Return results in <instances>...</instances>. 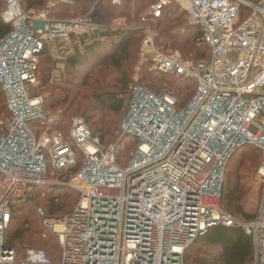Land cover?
I'll list each match as a JSON object with an SVG mask.
<instances>
[{"label":"built area","instance_id":"2783aa9c","mask_svg":"<svg viewBox=\"0 0 264 264\" xmlns=\"http://www.w3.org/2000/svg\"><path fill=\"white\" fill-rule=\"evenodd\" d=\"M147 1L153 19L173 5L184 9L202 29L209 59L192 64L159 53L149 35L143 62L153 63L158 74L195 80L197 90L187 108L178 110L173 95L131 85L121 138L103 148L77 118L67 137L39 133L51 131L57 118L44 112L43 96L32 94L46 49L67 51L83 41L88 46L101 25L90 14L50 18L73 0H52L38 13L26 11L21 0H7L2 20L13 31L0 40V86L11 116L0 120V264H186L191 246L218 228L242 229L253 240L254 264H264V0ZM126 139L139 146L120 167ZM246 148L262 155V204L253 222L238 220L222 206L227 165ZM79 154L81 171L69 183L55 180L77 165ZM52 185H67L81 196L61 218L37 210L43 228L58 238L59 262L43 250H29L19 260L5 243L13 212Z\"/></svg>","mask_w":264,"mask_h":264},{"label":"trees","instance_id":"16d2710c","mask_svg":"<svg viewBox=\"0 0 264 264\" xmlns=\"http://www.w3.org/2000/svg\"><path fill=\"white\" fill-rule=\"evenodd\" d=\"M21 1L26 11L39 12L52 0ZM94 1L73 0L71 5L60 6L53 10L50 18L62 20L73 19L77 16L81 17V15L85 16L80 13V10L85 9L90 2ZM248 1L257 3L260 0ZM6 2L7 0H0V40L8 37L13 31V26L5 24L2 20ZM150 7L151 3L147 0H123L121 6H115L111 1L103 0L95 7V11L91 13L90 18L93 22L100 25L103 23L107 24L111 20V15L126 17L130 13L129 16L133 14L140 21L145 16L149 17ZM179 8L178 5H173L165 11L162 18H148V23L152 24L156 31V46L165 53L178 52L183 59L196 64L208 61L210 51L203 44L202 29L193 26L190 23L188 13ZM173 9L176 10L172 11ZM98 34L96 33L93 36L95 40L88 45L89 47L84 45L83 41V47L77 44L69 47L67 51H58L59 54L64 55L70 48L72 49L71 55L64 61L68 68L76 72L80 71L84 78L83 87L76 86L68 80L53 82L51 73L56 65V59L52 56L49 48L41 56V64L38 70L39 83L35 88H32V94L34 96H43V109L46 114H59L57 121L51 127V132H59L62 121H65L68 115L73 112L84 118L81 120L89 127L92 134L100 139L102 147L106 143V139L116 138L121 128V118L129 110L131 96L129 88L135 73L138 71L140 73L139 83L144 88L155 95L169 93L176 97L178 110L187 108L197 90V82L193 79L178 81L176 77L152 71L150 64H148L149 67L145 66L147 64L140 65L139 51L142 39H136V36H139L140 33L116 32ZM51 80L53 83H50ZM90 80L91 82L88 84ZM83 88L85 90H82ZM96 112L108 113L111 116L113 115V117L102 116L100 120L94 121L97 115L92 116V114ZM0 116L8 119L11 116L1 86ZM35 126L38 128L42 127L38 123ZM68 130L67 132L64 131L66 132L64 133L65 137L69 135ZM124 142H127L129 148L121 151L119 155L118 165L120 167H125L128 161H131L132 153L139 146V142L131 139H126ZM130 148L133 152H130ZM240 154H243L242 158L239 160L235 159ZM82 159L79 154L77 165L66 170L59 177H55V180L64 184L69 183L71 178L81 171L83 166ZM261 160L262 155L259 150L246 148L238 151L227 165L226 173L228 169L231 172L228 177H226L225 173L222 206L226 212L243 222H253L260 211L258 214L255 213L253 215L245 212L244 203L249 191L241 184L240 174L246 164L249 165L247 168L248 172L258 169L261 166ZM233 161L236 162L232 163ZM65 192L73 195H65ZM42 197L46 198L52 207L50 209L51 214L45 212L50 217L55 218H61L73 212L81 198L77 191L68 187L47 186L39 190L32 204L18 206L14 210L13 221L6 233L5 243L8 247L17 251L19 260L25 257L27 249L38 248L37 250L45 251L49 258L57 263L60 259L58 238L53 231L43 228L37 215L38 208H36V204L38 205L39 202L44 201L39 200ZM57 200L59 201L57 202ZM60 202L61 205H59ZM70 206L72 207L70 210L62 213ZM29 213H35L42 230L37 229L32 232L31 222L29 223L26 219L21 222L20 219L24 217V214L28 215ZM185 261L186 264H254L255 249L253 240L239 228L214 229L191 246L186 254Z\"/></svg>","mask_w":264,"mask_h":264},{"label":"rangeland","instance_id":"374dc122","mask_svg":"<svg viewBox=\"0 0 264 264\" xmlns=\"http://www.w3.org/2000/svg\"><path fill=\"white\" fill-rule=\"evenodd\" d=\"M101 1H103V0H95L94 2H90L85 9H81L80 10V13H83L85 16L89 15V14L91 15V13H93L95 11V7L98 4H100ZM94 3H96V4H94ZM108 6H110V5H108ZM179 9L180 10H184L182 8H179ZM174 10H176V9H173L172 11H174ZM34 13H38V11L34 12ZM129 14L126 17L120 16V15H117V16L116 15H111V20L107 24L106 23L100 24L101 27H102L100 34H102V33H116V32L140 33L139 36H136L137 40L138 39H142L141 40V45H140V51H139L140 52V54H139L140 65L147 64L145 66L149 67L148 64H150L151 65L150 69H152V71H153V63H151V62L150 63L143 62V48L145 47L147 41L149 40V35H152L153 43H154V45H155V47H156V49H157V51L159 53H163V54H172V53L171 52H168V53L162 52L161 49L156 46L157 44H156L155 39H156L157 35H156V31L153 28L154 26L152 24L146 23V24L142 25L141 22L137 19V17L135 18V16L133 14H131L129 16ZM81 17H82V15H81ZM76 18H78V16ZM90 43H92V42H90ZM90 43L88 42V44H90ZM50 50H51L52 56L56 59V62H55L56 65L54 66L53 72L51 71L52 72L51 73V79L53 80V82L54 81H61V80H68V81L72 82L76 86H82L83 87L84 78H83L82 74L80 73V71L76 72V71H73L72 69L68 68L66 62L64 61V60H67L68 57L71 55L72 49L70 48V50L68 52H66L64 55L59 54L58 52L53 53V50L52 49H50ZM174 54H178V55L181 56V54H179L178 52L174 53ZM185 61L188 62V63L196 64V63H193V62H191L189 60H185ZM40 64H41V61H40ZM92 78H94V76H92ZM52 80H51L50 83H53ZM139 80H140V73L138 71L137 73H135L134 78H133V82H132L131 85H138V86L144 88V86H142L139 83ZM176 80L181 81V80H184V79L176 78ZM90 82H91V80L88 82V84ZM82 90H85V88H83ZM127 113H126V115H127ZM47 114L51 115V116L54 115V116H56V118H58V116H59V114H57V113L56 114L55 113H47ZM96 115H97V117H96V119L94 121L100 120L102 118V116H109L110 118L113 117V115L111 116L108 113H101V112H96V113L92 114V116H96ZM125 116L123 114V117L121 118L120 126H121ZM75 118L80 119V120L84 119L81 116H78L75 113L71 112L68 115L67 119L65 121H62V123L60 124L61 128L59 130L61 132L60 131L59 132L58 131H52L51 132V131H48L47 129H44L42 132L40 131L39 133H44L45 134V133L49 132V135H51L52 133L53 134L54 133H61L63 136H65L64 133L67 132V130L70 127L71 121L73 119H75ZM115 118H117V117L115 116ZM7 119L8 118H5L4 116H0V120H2V122H4V123L6 122ZM64 131H66V132H64ZM120 138H121V128H120V131L118 132L116 138H114V139H106L105 140L106 143L104 144L103 147H105V146L108 147V146L117 144L119 142ZM123 142L121 144V147H122V151H125L127 148H129V145L127 144V142H124V143ZM131 151L132 150L130 148V152ZM250 152H247V153H250ZM133 153H132V155H133ZM242 156H243V154H240L235 159L239 160L240 158H242ZM236 161H233L232 163H234ZM248 167H249V165H247V164L244 166L243 170L241 171L240 178H241V184L244 185V187H246V189L249 191V193L247 195V198L245 199V203H244L245 204V212L253 215L255 213L258 214V212L261 209L263 189H262V187L260 185L259 178H258L260 167L258 169H253L250 172H248V170H247ZM230 172H231V170L228 169L227 173H226V177H228V174ZM52 187H67V185L66 186H64V185H52ZM68 188H70V187H68ZM66 194H71V193L65 192V195ZM71 195H73V194H71ZM39 200H44V201L39 202L38 205L36 204V208H43L47 213L51 214L50 213V209L52 207H51V205H49L50 203L47 201V199L42 197ZM58 201L59 200H57V202ZM65 204H66V202H65ZM59 205H61V202H60ZM71 208H72L71 206L66 208L64 210V212H62V213L67 212ZM25 219L29 223L31 222V224H32L31 231L32 232L37 230V229L42 230V228L40 227V222L38 221L39 219L37 218L35 213H33V214L29 213L28 215L24 214V217L21 218L20 220L22 222V220L24 221ZM21 222H19V223H21ZM25 229H26V227H25ZM51 234H53V233H51ZM34 249L37 250L38 248L27 249L25 251V254L29 250H34ZM58 255H59V253H58Z\"/></svg>","mask_w":264,"mask_h":264}]
</instances>
